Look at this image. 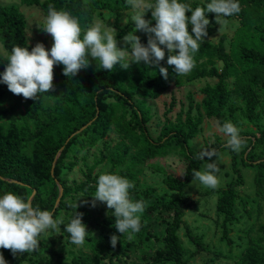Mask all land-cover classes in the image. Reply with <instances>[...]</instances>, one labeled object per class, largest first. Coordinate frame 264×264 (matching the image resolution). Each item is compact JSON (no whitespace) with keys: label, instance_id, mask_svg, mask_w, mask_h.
I'll return each instance as SVG.
<instances>
[{"label":"trees","instance_id":"1","mask_svg":"<svg viewBox=\"0 0 264 264\" xmlns=\"http://www.w3.org/2000/svg\"><path fill=\"white\" fill-rule=\"evenodd\" d=\"M39 1L20 0L26 6ZM209 2L210 0H197L193 8ZM239 3V14L226 18L238 23L237 33L228 39L231 45L229 50L225 46L226 35H221L217 42L205 40L198 50L217 54L223 63L221 70L218 71L214 66L202 67L186 76L190 82L202 77L217 78V81L200 88L203 97L199 101L189 91L186 94V109L182 103L173 119L167 115L174 105V100L171 99L157 135L150 131L147 124L152 117L147 100L162 95L180 77L167 62L160 63V66L168 70L167 80L161 76L159 66L145 65L143 62L132 63L127 69L117 63L112 72H107L97 67L96 62L89 58V67L81 69L74 77H65L63 65H56L53 69L54 90L38 94L35 100L14 95L0 81V197L5 192L12 191L30 198L34 192L31 199L33 207L52 212L53 218L59 211L71 209L73 212L67 213L70 221L77 210L70 207L71 203L64 199L91 195L101 173H94L99 164L108 163L107 171H118L127 179L136 180L143 171L139 166L141 163L178 150L183 158L179 171L154 163L148 164L153 171L164 176L163 183L176 194L169 202L161 204L165 211L173 212V219L166 226L162 237L164 245L145 264L161 261L188 264L186 249L178 235L180 227H184L187 238L196 245V252L204 247L201 244L202 237L194 234L182 219V213L188 204L180 199L179 194L190 184L192 173L199 171L208 160L197 158L200 151L192 149L189 140L200 134L205 119L215 120L216 123L219 121L220 124L231 121L245 138V146L240 152H233L226 147L227 140H222L218 133L205 143V149L215 150L216 153L226 149L230 154L234 176L217 191L216 210L222 215L221 239L231 244L228 235L229 225L236 220L235 203L239 201L247 216H251L249 206H246L247 200L238 192L244 182L241 163L244 167L254 168L257 191L261 195L264 193V128L256 133L246 131L242 122L244 118L248 123L256 124L259 88H264V0H239ZM50 4L57 10L65 9L76 15L82 28L92 23L98 11L124 8L123 4L110 0H43L41 6L46 15ZM186 15L190 16L191 13ZM145 17L151 18V12L146 13ZM207 17L215 23L214 13H207ZM190 27L189 24L188 29ZM25 28V16L19 6L0 3V44L6 53H10L15 45L28 46L29 50L35 46L28 44ZM129 32L131 31L125 26L117 29L118 46H126L123 37ZM49 43L51 47V36ZM43 45L45 46L44 43ZM7 62L6 55L0 54V74ZM239 74L243 75L245 85L235 82L231 86L229 78ZM14 96L22 99L24 105V111L17 116L9 113L11 106H5ZM109 131L117 134L119 142L110 145L103 140ZM100 140L103 141L99 154L93 158L92 164H84V179L67 185L61 178L62 170L72 169L84 158V155L79 158L78 154L85 148L95 146ZM58 185L62 187V195L58 206L54 208L59 195ZM129 192L135 194L133 189ZM82 221L89 226V235L84 244L88 252H80L69 262L58 264L134 262V242L123 244L119 239L115 248L110 244V237L116 234L109 228L110 224L115 223L114 215L99 218L85 210ZM252 231L255 234L251 235ZM243 233L249 238L231 264H264V223L256 227L250 226ZM49 247V242L39 238L36 250ZM36 250L32 253L36 254Z\"/></svg>","mask_w":264,"mask_h":264},{"label":"clouds","instance_id":"2","mask_svg":"<svg viewBox=\"0 0 264 264\" xmlns=\"http://www.w3.org/2000/svg\"><path fill=\"white\" fill-rule=\"evenodd\" d=\"M132 10L131 20L135 31L147 34V44L141 42L133 32L127 33L123 39L127 46H118L116 30L97 18L82 28L80 19L65 9L57 10L48 6L44 20L43 31L52 37L50 49L43 43L35 46L22 47L15 45L10 53H5L7 64L0 81L7 85L14 95L25 99L37 98L54 90V66L63 65V75L74 77L81 69L90 65V60L97 67L112 72L117 63L124 69L132 63L159 66L161 76L167 80V68L160 66L167 51V65L172 66L177 75L189 74L195 66L194 54L198 52L210 21L207 13L215 14V21L221 25L228 23L227 17L239 14V0H210L204 6L193 8L184 0H126ZM151 12V18L145 19V14ZM191 15H186V13ZM127 23V21H125ZM191 25V34L188 25ZM130 48V50H129ZM216 130L227 137L226 147L233 152H240L245 146V138L240 135V129L231 121L216 123ZM215 150L203 149L197 154L198 159L207 158L212 161L206 164L203 171H194L192 179L210 189L220 186L217 173L219 167L212 159L216 157ZM185 175V174H183ZM134 187L132 181L119 172L103 171L98 175L95 193L92 200L82 201L91 207L96 202L106 204L114 210L115 228L119 234H127L129 240L133 234L140 231L141 214L147 203L144 200H133L129 190ZM79 199V198H78ZM77 199V200H78ZM77 200L69 206L75 210ZM83 213L75 211L74 216L65 224L64 218H53V213L33 207L31 200L12 191H7L0 197V248L9 250L13 256L18 253L33 252L39 247V238L51 230L59 232L61 225L70 235V242L83 246L89 234L82 221ZM119 236L113 234L110 244L116 247ZM0 264H7L3 253H0Z\"/></svg>","mask_w":264,"mask_h":264},{"label":"rangeland","instance_id":"3","mask_svg":"<svg viewBox=\"0 0 264 264\" xmlns=\"http://www.w3.org/2000/svg\"><path fill=\"white\" fill-rule=\"evenodd\" d=\"M26 6L21 4L20 0H0V3L10 5H18L20 10L25 16L26 28L25 35L28 44H36L37 42L44 43L46 49H50L49 38L50 35L43 31L44 20L46 14L44 13L41 2ZM111 2H118L120 5H124L121 10H101L95 13L93 21L97 18L105 21L106 25L113 27L116 31L119 27H127L131 32L134 29V22L131 20L132 10L127 5L126 0H110ZM197 0H184L191 6H194V2ZM151 20V23L155 24L152 18H146ZM209 19V18H208ZM92 21V22H93ZM127 21V23H125ZM210 21V19H209ZM226 25H219L216 21L210 24L207 28L209 32L204 41L217 42L221 35H226L225 46L229 50L230 42L229 38L237 33L238 23L234 20H227ZM192 27V26H191ZM191 27L188 29L191 34ZM134 35L140 37L141 42L147 43V34L135 31ZM127 46V45H126ZM130 50V48H129ZM6 51L0 44V54L5 55ZM195 66L192 71L187 75H180V77L170 84L168 89L159 97L155 99H148L147 104L151 111V120L147 123L150 131L157 135L159 127L164 121V112L168 108L171 99L174 101L172 109L167 114L173 119L175 114L179 111L181 104L184 103L186 109L187 99L186 94L191 91L195 100L199 101L203 95L200 93V88L205 85H213L217 78L202 77L193 82L186 79V76L191 75L194 69H201L202 67L210 68L214 66L218 71L222 68V61L219 60L217 54L200 50L194 54ZM167 62V51L165 59L160 63ZM238 85H245L246 81L242 74L231 75L229 83L232 86L234 83ZM4 84V83H3ZM260 89V101L256 109L258 119L255 120L256 124L252 125L248 123L244 118L243 129L246 131L252 130L258 132L259 129L264 128V88ZM6 107L11 106L9 113L19 115L24 111L23 100L17 96L9 99L5 103ZM241 116V115H240ZM216 121L212 119H205L202 124V131L200 134L189 140L190 147L195 151H201L205 149V143L208 138H213L215 133L220 134L222 140H227V137L219 133L216 130ZM110 145H114L119 142V137L112 131H109L108 135L103 139ZM100 140L95 146L85 148L78 157L84 155V158L72 168L63 169L61 172V178L67 185H72L74 182H79L84 179L85 166L84 164H92L93 158L99 154V150L102 148V141ZM211 145V142H209ZM219 167L217 173L220 178V186L217 189L206 188L198 180L192 179L190 184L185 188L183 192L179 194L180 199L188 204V207L184 209L182 213V219L190 226L192 232L202 237V248L199 252H196V245L191 242L187 236L183 226L178 230L179 238L186 249V258L188 264H231L236 255L241 251V248L246 244L249 236L243 232L250 226L256 227L260 223H264V193L261 195L258 193L254 176L253 167H244L242 163L240 168L244 177L243 184L239 187V195L247 200L246 206H249L250 217L247 216L246 211L243 209L242 204L237 201L234 205V214L236 220L229 225V237L231 238V244H228L225 240L221 239L222 229V215L216 210L217 191L224 187L226 182L231 180L234 176L231 170L230 154L226 149L217 153L216 157L212 158ZM212 161L207 160L204 162L199 171L205 169L206 164ZM149 163L162 165L166 168H170L174 171H179L183 164V158L178 150L174 151L163 157H157L152 160H148L147 163H141L139 166L143 168L141 174L137 176L136 180H130L133 182L132 188L135 194H130L133 200H144L147 203L145 211L141 214V228L140 231L133 234L131 240L127 238V234H119L115 228V223L109 225V228L116 232L119 239L125 243L134 242L132 249L135 252V259L132 264H145L152 260L156 251L161 249L164 245L162 237L165 234L166 226L173 219L172 211H165L161 204L169 202L171 197L176 194L175 191L169 190L163 183V175L153 171L148 166ZM123 167V166H122ZM120 167V168H122ZM109 168L108 163L99 164L95 170L96 172L107 171ZM96 188V187H95ZM95 189H93L91 195L83 194L79 197H67L64 200L69 201L71 204L77 200V212H81L84 215L87 210L91 215L103 218L109 215H114L112 209H108L106 204L99 201L96 202L95 207H90L88 203H82V201H91L92 195H94ZM99 208V209H96ZM196 208V209H195ZM73 212V210H61L58 212L55 218L63 217L65 224L69 222L67 213ZM59 232L47 231L40 237L41 241L49 242V248H42L37 251L36 254L32 252H26L13 256L9 250H0L7 264H58L61 262H69L73 256H77L80 252H88L85 245L76 246L70 242V235L64 231V225L60 226ZM89 231V226L86 225ZM255 234L254 231L250 233ZM89 235V234H88ZM87 235V236H88ZM87 236L85 242L87 241ZM136 245V246H135ZM35 252V251H34ZM90 264H96L92 261ZM156 264H175L173 261H161Z\"/></svg>","mask_w":264,"mask_h":264},{"label":"water","instance_id":"4","mask_svg":"<svg viewBox=\"0 0 264 264\" xmlns=\"http://www.w3.org/2000/svg\"><path fill=\"white\" fill-rule=\"evenodd\" d=\"M59 152H60V150H59ZM59 152H58L57 156L59 155ZM58 188H59V195H58V197H57V199H56V203H55V205H54V208L58 206V203H59V201H60V197H61V195H62V187H61L60 185H58ZM33 195H34V192H33L32 195L30 196V198H29L30 200L32 199Z\"/></svg>","mask_w":264,"mask_h":264}]
</instances>
